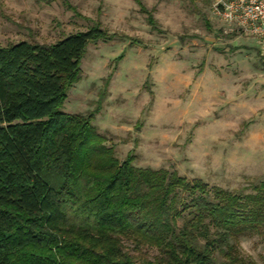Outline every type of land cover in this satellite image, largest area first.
<instances>
[{"label": "trees", "instance_id": "obj_1", "mask_svg": "<svg viewBox=\"0 0 264 264\" xmlns=\"http://www.w3.org/2000/svg\"><path fill=\"white\" fill-rule=\"evenodd\" d=\"M110 39L94 25L0 45V264H257L239 245L264 228V182L234 192L135 167L93 115L62 111L88 45Z\"/></svg>", "mask_w": 264, "mask_h": 264}, {"label": "rangeland", "instance_id": "obj_2", "mask_svg": "<svg viewBox=\"0 0 264 264\" xmlns=\"http://www.w3.org/2000/svg\"><path fill=\"white\" fill-rule=\"evenodd\" d=\"M212 1L0 0V45H51L98 25L112 39L88 45L62 111L93 115L121 161L248 193L264 182V48L219 22ZM239 247L264 264V228ZM125 248L139 261L158 254Z\"/></svg>", "mask_w": 264, "mask_h": 264}, {"label": "built area", "instance_id": "obj_3", "mask_svg": "<svg viewBox=\"0 0 264 264\" xmlns=\"http://www.w3.org/2000/svg\"><path fill=\"white\" fill-rule=\"evenodd\" d=\"M211 10L219 22L254 37L264 48V0H213Z\"/></svg>", "mask_w": 264, "mask_h": 264}, {"label": "clouds", "instance_id": "obj_4", "mask_svg": "<svg viewBox=\"0 0 264 264\" xmlns=\"http://www.w3.org/2000/svg\"><path fill=\"white\" fill-rule=\"evenodd\" d=\"M244 247H245V249L248 251V254H249V255H253V256H255V253L252 252V251L250 250V247H249L248 244H245Z\"/></svg>", "mask_w": 264, "mask_h": 264}]
</instances>
